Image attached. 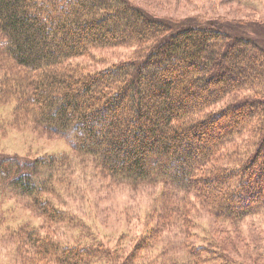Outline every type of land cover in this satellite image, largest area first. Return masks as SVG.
I'll use <instances>...</instances> for the list:
<instances>
[{"label": "trees", "instance_id": "trees-1", "mask_svg": "<svg viewBox=\"0 0 264 264\" xmlns=\"http://www.w3.org/2000/svg\"><path fill=\"white\" fill-rule=\"evenodd\" d=\"M123 45L137 54L105 69L71 61ZM0 57L19 68L1 84L0 102L14 101L15 113L90 156L104 177L162 186L155 230L128 255L117 259L120 250L94 240L61 247L32 228L18 236L34 262L151 264L138 255L153 248L158 228L179 221L182 264H241L210 232L206 244L188 239L192 213L236 226L264 208L263 46L208 26L175 25L128 0H0ZM243 90L252 94L238 96ZM64 163L66 155L0 154V191L25 198L47 227L62 223L65 213L48 196Z\"/></svg>", "mask_w": 264, "mask_h": 264}, {"label": "rangeland", "instance_id": "rangeland-1", "mask_svg": "<svg viewBox=\"0 0 264 264\" xmlns=\"http://www.w3.org/2000/svg\"><path fill=\"white\" fill-rule=\"evenodd\" d=\"M128 1L175 25L208 26L227 31L234 37L252 38L264 47V0ZM135 54L136 46H112L91 49L86 56L71 61L95 71L130 60ZM12 68L15 72L19 69L0 57V86L7 76L14 75ZM248 93L252 94L243 90L238 96H247ZM232 99V96L225 97L213 108L223 107ZM15 105L14 101L0 102V154L30 160L49 155L58 159L62 155L68 157L67 165L64 163L55 168L54 189L48 196L51 203L65 213V220L47 227L48 222L26 203L25 198L9 188L1 190L0 264H61L38 259L34 262L35 255L28 249L24 238L21 242L26 246L21 249L18 233L33 229L56 240L61 247L94 240L111 251L120 250L117 259L128 255L142 237L155 230L156 218L162 212L161 184L132 185L104 177L90 156L75 153L66 139L15 113ZM244 137L245 133L238 136L237 141L244 140ZM234 148L232 144L225 146L228 153H233ZM198 213L197 216L191 214L195 226L191 229L193 235L189 242L206 244L204 238H207L206 232H210L233 260L241 264H264V208L236 226L216 224L203 211ZM174 223L157 229L153 248L141 251L137 262L182 264L187 261L180 222Z\"/></svg>", "mask_w": 264, "mask_h": 264}]
</instances>
